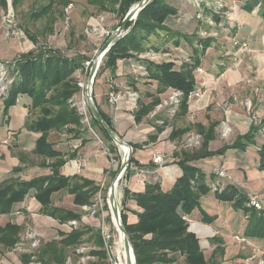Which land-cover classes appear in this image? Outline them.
<instances>
[{"label": "crops", "instance_id": "crops-1", "mask_svg": "<svg viewBox=\"0 0 264 264\" xmlns=\"http://www.w3.org/2000/svg\"><path fill=\"white\" fill-rule=\"evenodd\" d=\"M227 3L229 10L227 9L228 15L223 19L222 33L201 56L197 68L202 71L198 72L197 68L194 70L195 90L203 92V95L188 98L185 115L176 117L175 114L166 119L160 113L154 117L148 114L139 122L134 119V111L137 110L139 102L147 103L151 100L146 93L156 95L157 83L147 78L146 62L173 61L175 67L179 68L181 62L189 61L192 57V47L196 46L200 37L195 36V30L191 31V20L183 17L184 21L180 22V17H177L179 15L168 16L164 23L172 31L181 33L182 37L169 38L166 34L163 46H169L168 49L156 47L154 52L146 49L139 54L134 53L132 57L118 59L114 71L104 69L96 77L94 86L96 81L97 85L93 86V94L95 104L108 118L113 131L132 147L134 160L124 185L129 190L124 209L127 222H135L136 212L140 211L132 199V193L142 191L146 183L155 179L163 189H169L182 175L178 165L181 153L201 150L205 137L209 136L204 148L214 154L192 160L189 164L198 167L206 182L215 184L216 187L200 198V208H194L186 216L188 229L199 238L205 258L210 259L214 255L212 259L215 264H242L248 257H252L251 264H259V252L256 255L253 252L264 249V238L246 237V216L241 210L234 209L230 202L217 200L215 192L232 185L246 197L257 195L264 211V171L259 166L260 156L257 150L264 146V133L251 117V114L255 115L264 123V3L263 0H238L234 5L230 4L231 0H227ZM172 4L177 7L178 13L182 5ZM235 41L238 43L235 44ZM241 43H246V49L241 47ZM17 51L16 57L22 52ZM112 75L120 93L132 91L137 94L135 102L126 96H122L114 104L107 100L108 79ZM172 90L174 89L168 88L158 94L160 102ZM5 98L0 96V182L8 178L28 181L49 175L51 168L48 164L51 160L35 153L40 133L26 127V123L33 116L30 98L19 95L16 103L4 114ZM245 99L251 100V114L244 106ZM164 120V130L157 134L154 127L156 124L162 125ZM223 123L229 128L226 137L220 134ZM172 128L178 132L187 130L169 139ZM253 128L255 132L252 131ZM91 129L84 124L82 133L75 137L65 130L51 131L48 140L63 155L65 162L59 167L61 175L80 176L100 187L114 171V159L99 129ZM251 131L253 144L233 146L237 141H244V136ZM194 134L200 136V143L186 148L184 141ZM153 135L156 136L155 139H152ZM222 149L223 152L219 153ZM156 152L164 154L166 165L162 168L152 162V156ZM78 159L83 161L80 167L77 164ZM153 166L156 168L153 169ZM220 166L224 167L227 177H218ZM51 200L57 207L68 210L79 208L66 190L54 192ZM202 211L213 217V220L203 221ZM8 222L22 227L19 240L22 231L25 235L30 229L36 230L38 234L45 233L47 227L57 233L68 231L65 229L68 227L67 223L59 224L52 217L40 212V203L35 199L33 190L22 201L14 203L9 214L0 215L1 226ZM236 237L244 238L245 242H239ZM57 238L59 235L50 239ZM213 238L218 240L211 242Z\"/></svg>", "mask_w": 264, "mask_h": 264}, {"label": "trees", "instance_id": "trees-1", "mask_svg": "<svg viewBox=\"0 0 264 264\" xmlns=\"http://www.w3.org/2000/svg\"><path fill=\"white\" fill-rule=\"evenodd\" d=\"M138 1L85 0L88 5L95 8L96 12L114 13L115 16L119 17V23L129 8ZM54 2V0L50 1L33 9L30 13L29 18L33 23L41 19L44 21L41 29L35 31V33H30L27 25L20 28L33 44L38 42V36L45 38L47 34H52L56 20L54 15L49 12ZM16 3L17 1H13V7H16ZM55 3L61 7L57 16L62 17L64 16V9L72 1L57 0ZM5 4V0H0V6L3 7ZM175 14H177V7L172 3L166 0H150L139 12L137 18L128 23V32L118 38L106 52L102 64L97 70L96 77L104 69L114 71L118 59L132 57L134 53L139 54L146 51V48L143 47L144 41L150 35L157 34L158 31L165 32L169 35V38L182 37L181 33L172 31L164 23L168 16H174ZM210 40L212 39L199 38L197 42L200 45L192 47L191 59L181 62L179 68L175 67L173 61L154 63L148 60L146 62L147 78L157 83V89L156 95L146 93V96L151 98L149 102H139L137 110L134 111L136 122L142 120L160 103L158 94L168 88L182 93L175 116L186 114L188 94L195 87L194 70L199 66L200 58L210 45ZM43 48L46 49H40L37 53L30 50L18 55L17 58L23 60L19 69L20 76L12 80L10 91L3 100V113L6 114L8 108L16 103L19 95H26L30 98V108L33 111V116L26 123V127L31 131L40 133V137L36 142L35 153L52 160L48 164L51 173L28 181H18L11 178L1 181L0 215L9 214L13 204L22 201L25 195L33 190L35 199L40 203V212L52 217L59 224H65L70 220L80 221L82 213L78 210H68L55 206L51 200V195L54 192L66 190L72 195L73 203L80 207L92 204L91 198L100 187L80 176L67 177L59 173V167L65 161L62 153L55 150L53 143L48 140V134L51 131L60 132L65 130L72 137H75L82 133L81 128L84 126L82 116L79 114L77 107L72 105L69 100L80 92L74 73L77 70L83 71L84 62L89 60L90 57L82 53L69 56L61 49L50 46H43ZM154 49L157 50V48ZM93 99L95 101L94 94ZM98 110L112 128L108 118L99 108ZM165 123L166 120L162 125H155L154 128L157 134L164 130ZM90 125L99 129L108 143V151L113 156L116 154L115 156L118 158L117 146L112 143L106 131L92 117ZM185 130L187 129L178 132L177 129L172 128L169 139H173L178 133H183ZM252 131L255 132V129L253 128ZM252 131L244 136V141H237L233 146L244 147L250 143L253 144ZM155 138L156 136L153 135L152 139ZM208 140L209 136H206L201 150L181 153L178 165L182 170V175L176 179L169 189H163L160 182L155 179L153 182L146 183L142 191L132 193V199L140 208V211L136 212L137 220L133 223L127 222V216L124 213L129 190L123 189L121 219L132 245L136 264H215V260L212 259L214 255L210 259L205 258L199 238L189 231L188 222L184 219L194 208H200V198L211 189L202 171L198 167L189 164L192 160L214 154L204 148ZM223 150L218 152H223ZM258 152L260 156L259 166L263 169L264 146L260 147ZM133 160L132 156L125 171L126 176ZM119 165L120 162L116 165L117 169ZM155 168L156 166H153V169ZM117 169L113 171V176L116 174ZM215 198L219 201L230 202L234 209L243 212L247 219L244 231L246 237L264 238V211L247 206L248 197L240 194L232 185H227L220 192H215ZM202 215V220L205 222L213 220V217L203 211ZM21 228L19 225L9 222L4 226L0 225V246L5 250L13 248L19 241ZM86 233H90L96 244L104 248V241L98 230L96 231L85 224L79 225L72 227L67 232L59 231V238L50 239L40 245L38 256L42 264H64L70 248L80 244L82 236ZM217 240L218 238H213L210 241ZM216 250L221 251L219 248H216ZM73 255L77 256L78 253L73 251ZM90 255L97 256L99 259L88 264H103L101 262L105 258L103 252H92ZM20 260L22 264H27L29 255H22Z\"/></svg>", "mask_w": 264, "mask_h": 264}, {"label": "rangeland", "instance_id": "rangeland-1", "mask_svg": "<svg viewBox=\"0 0 264 264\" xmlns=\"http://www.w3.org/2000/svg\"><path fill=\"white\" fill-rule=\"evenodd\" d=\"M13 1H17L16 7H13ZM50 1L53 0H5V6H0V61L9 62V64H4V66L0 64V77L2 76L1 81L5 80V82H7L5 83V86L0 87V95L8 94L11 88V79L13 80L16 79L17 76H20L19 69L21 64L23 63V60H21L22 58H17L18 56H15L16 50H18L19 52L22 51L20 53H25L30 50L37 53V51H39L40 49H46L43 48V46H50L61 49L65 54L69 56L76 53H82L92 58L95 50L100 49L101 45L107 38L105 37V31L109 30L111 34L117 27L120 20L119 17L115 16V14L112 12H96L95 8L88 5L85 0H71L72 3L64 9V16L58 17L57 13L61 9V7L57 5V3H55L57 0H54L55 2L49 12L54 15L56 20L53 25V32L52 34H47L45 38L38 36V42H36V44H33L24 35L20 28L27 25L30 33H35V31L41 29V27L44 25V21L41 19L33 23V21L29 18L30 13L33 9L45 5ZM166 1L170 3H177L183 6L179 8V12L175 15H179L177 17H180V22L182 20L184 21V19H182L183 17L187 19L189 18V20H191V31L195 30L194 32L196 34V37H200L202 39L210 38L212 39L210 40L211 44L222 33V30L224 28L222 24L223 19L224 16L228 15L227 9L229 10L227 0ZM237 1L238 0H231L230 4L234 5ZM231 10L232 7L230 11ZM100 14L104 15V20L101 22L98 32L87 35L85 30L87 28L90 29L92 25L96 23L97 17ZM177 17L175 19H177ZM157 34L150 35L147 39L148 41H144L143 47H146V49L151 52H154V48L156 47H160V49L164 47V50L166 46H163V42H165L166 40V34L163 31H158ZM198 45L200 44L197 42L195 47H197ZM168 48L169 46L166 47V49ZM74 77L78 81L79 79L81 81L87 80L84 72L76 71L74 73ZM96 85L97 81L95 83V86H93L96 87ZM5 87H7V89L4 90ZM166 97H168V95ZM75 99L76 98H74V100ZM166 109L167 108H164L162 112H158L156 115L162 113L163 117H165L166 119H170V117L168 116V109ZM112 143L114 144L113 141ZM117 149H119L117 150L119 159L117 158V156H115L116 154L114 156L112 155V159H114L113 170L117 169L116 165L121 162L124 152L121 147L119 148L117 146ZM51 162L52 160L50 161V163ZM165 165L166 162H164V166ZM110 166L111 162L109 163V167ZM123 176L124 177H122V179L119 181L120 183L117 184L120 191V210L122 209L121 203L123 199V189L125 185L126 172L123 173ZM113 177V172H111L104 180V182L106 180L107 181L103 183L102 186L100 184L101 188H99L97 193L91 198L92 204L87 205L88 208H90L89 211L82 210L81 206L77 209L82 213V218L80 221H78V224L76 226L85 224L94 228L96 231L98 230L103 237L104 248L96 244L90 233H86L82 236L81 243L74 246L73 248H70V250L68 251L67 254L71 260L69 264H77L76 261L79 258L78 255H73V251H80L81 253H83V256L85 257L84 264H88L91 261H98L99 258L97 256H92L90 254L92 252L99 251L103 252V255H105V258L101 260L103 264H115L116 262L119 263L120 259L117 257V249L114 247H111L110 250L106 249L107 247L105 246V235L102 229V226L105 225L108 229L109 234L112 236V239L113 235L115 236L114 243H118V246L120 248L123 247L121 234L117 229H114L112 225V216L106 202L107 191L111 181L113 180ZM209 185L210 187H212L211 183H209ZM65 229H68V231L71 230L68 227H66ZM45 231V233L38 234L40 245L44 241L49 240L51 237L58 236V233L52 230L50 227H47ZM38 250L31 248L29 240L25 238V235L22 231L21 239L13 248L7 251L0 246V264H22L20 260L22 255H30L32 253L36 254V252L38 253Z\"/></svg>", "mask_w": 264, "mask_h": 264}, {"label": "built area", "instance_id": "built-area-1", "mask_svg": "<svg viewBox=\"0 0 264 264\" xmlns=\"http://www.w3.org/2000/svg\"><path fill=\"white\" fill-rule=\"evenodd\" d=\"M104 20V15L100 14L97 17V21L95 24L92 25V27L90 29H86L85 32L87 35H91L92 33H97L99 26L101 24V22ZM110 34L109 30L105 31V37H108ZM235 44H237L238 42L235 41ZM241 47L246 49V43H241ZM100 49H96L94 52V55L92 58H90L89 60H86L84 62V70H77L78 72H84L85 73V77H87L88 75V71L89 68L91 66V63L94 59V57L97 55L98 51ZM105 54L102 55V57L104 58ZM103 58L99 61L98 63V68L102 63ZM0 64L4 66V64H9V62H1ZM198 72H201L202 69L201 68H197ZM2 76L0 77V81H1ZM86 81L87 80H83L81 81L79 79V81L77 80V85L80 88V92L77 95L76 99L74 100V96L69 100V102L72 103V105H75L77 107V110L79 112V114L82 116V123H84L90 130H92L91 125H90V119H91V115L88 111V107H87V103H86V95H85V87H86ZM12 82V79L11 81ZM5 80L0 82V87L5 86ZM3 89V88H2ZM7 89V87L4 88V90ZM257 89H255L256 91ZM3 92V91H2ZM6 93V92H5ZM181 92L178 90H172L169 94L168 97H166L165 99H163L158 105L155 106V108L149 113V115L151 117L156 116V114L159 111H162L164 108L168 109V116L171 118L173 117L177 110H178V104H179V100L181 97ZM203 95V92L199 91V90H195V87L192 91L189 92L188 94V98H194V97H200ZM3 97H6V95H0ZM122 96H126L128 99L132 100V101H136L137 99V94L135 92L132 91H125V93H120L117 89V84L114 81V77L110 76L108 79V92L106 94L107 100L110 103H116L118 101V99H120ZM244 106L246 108V110L250 113L251 109H252V103L250 99H245L244 100ZM166 109V110H167ZM251 114V113H250ZM252 119L254 120V123H258L260 125V131L262 133H264V123L262 119H257V117H255V115L251 114ZM229 132V128L223 123L222 124V129H221V136L222 137H226L228 135ZM6 142V141H4ZM200 143V136L197 134L194 135H190L185 141H184V146L186 148H192L194 146H197ZM260 148H258L257 150L259 151ZM152 162L158 166V167H163L164 166V155L161 152H156L153 154L152 156ZM77 164L78 166H82L83 165V161L81 159L77 160ZM263 171H264V167H263ZM218 177L219 178H223V177H227V174L224 170L223 166H220L219 170H218ZM215 184H212L211 188H214ZM247 206L250 207H254L257 210L262 209V205L259 201V198L257 195H250L248 197V201H247ZM82 210H90V208H88L87 205H82L81 206ZM94 213V211H93ZM184 219H186L188 221V219L186 217H184ZM78 224V222L76 220H70L67 222V226L68 228L72 229V227H76V225ZM104 233V232H103ZM25 238L29 240V244L31 246L32 249H36L38 250L40 247V241L38 238V232L36 230L30 229L28 231H26L25 233ZM238 239L239 242H245V239L242 237H236ZM103 239V237H102ZM104 241V240H103ZM243 248V246H242ZM257 252H259L260 254V259H259V264H264V249L261 250H255L253 252V254H257ZM39 253V250H38ZM38 253L36 252V254L32 253L29 255V260L27 262V264H42L41 260L39 259ZM78 253V259H77V264H84L85 261V257L83 256V253H81L80 251H77ZM88 259V257H87ZM70 258L69 256L66 258V261L64 262V264H69L70 263ZM252 261V257H248L245 259V261L242 264H251Z\"/></svg>", "mask_w": 264, "mask_h": 264}, {"label": "water", "instance_id": "water-1", "mask_svg": "<svg viewBox=\"0 0 264 264\" xmlns=\"http://www.w3.org/2000/svg\"><path fill=\"white\" fill-rule=\"evenodd\" d=\"M149 2L150 0H139L133 7H130L129 10L123 16L118 26L106 38V40L101 45L100 50L98 51L97 55L94 57L91 63V66L89 68L88 75H87L86 87L84 90L85 95H86V103H87L88 111L91 117L99 124V126H101L106 131V133L109 135V137L111 138V140L114 142L116 146H118L119 148L120 147L126 148L123 153L119 168L116 174L114 175L113 180L111 181L109 185V200L112 205L111 211H112V215L115 220V225L121 234L123 247L127 255L128 264H136L135 256H134L133 248L130 243L128 234L122 223L121 210L115 199V186H116L118 179L126 171L130 163V159L132 157V147L129 143H127L125 140H123L113 131L110 125L104 120V118L100 114L95 104V101L93 99V85H94V80H95L97 70H98V63L100 61L101 56L103 54H106V52L110 49V47L114 44V42L118 38H120L121 36H123L124 34L128 32L129 30V27L127 26L128 23L133 22L137 18L139 12Z\"/></svg>", "mask_w": 264, "mask_h": 264}, {"label": "bare ground", "instance_id": "bare-ground-1", "mask_svg": "<svg viewBox=\"0 0 264 264\" xmlns=\"http://www.w3.org/2000/svg\"><path fill=\"white\" fill-rule=\"evenodd\" d=\"M134 5H132L131 7H133ZM101 58H102V56H101ZM101 58H100V60H101ZM121 148L123 149V151H125V149H126L125 147H121ZM122 177H124L123 174L120 176V178L118 179V181L116 183V186H115V199H116L118 205H119L120 191H119V186L117 184L120 183L119 181L122 179ZM106 202H107V205L109 207L110 214L112 216V222H113L112 225H113L114 229H117V227L115 225V220H114V217H113L112 211H111L112 205H111L110 200H109V188H108V191H107ZM102 229H103V232H104V235H105V246L107 247L106 249L110 250L111 247H114V248L117 249V257L120 259V261H119V263L116 262L115 264H128L127 255H126V252L124 250V247L120 248L118 246V243H116V244L114 243L115 236L113 235V239H112V236L109 234L108 229L106 228L105 225L102 226Z\"/></svg>", "mask_w": 264, "mask_h": 264}]
</instances>
